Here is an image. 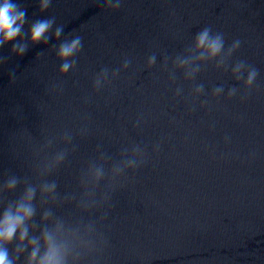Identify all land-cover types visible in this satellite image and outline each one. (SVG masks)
Listing matches in <instances>:
<instances>
[{
	"label": "clouds",
	"instance_id": "clouds-1",
	"mask_svg": "<svg viewBox=\"0 0 264 264\" xmlns=\"http://www.w3.org/2000/svg\"><path fill=\"white\" fill-rule=\"evenodd\" d=\"M52 0H36L39 12L45 13L51 6ZM121 6V0H107L104 7L106 9L117 10ZM28 25L27 33L25 26ZM56 25L54 16L46 19H37L29 23L27 19V10L22 7L16 0H0V48L11 44L10 54L18 57L23 56L30 46L37 44H48L49 40L55 38L60 41L64 26ZM55 26V28H54ZM54 29V30H53ZM25 35L27 40H25ZM241 47L239 39L234 40L226 47L224 33L214 31L212 26H205L198 30L191 43L186 47L187 54H177L172 63L177 68H185L187 70L184 75L186 79H194L196 73L200 71V63H213L217 68H223L228 71L231 67V75L236 81H242L245 90L242 99L247 98L248 92L253 86L259 75L258 69L248 64L245 60H237L234 64H230L234 53ZM83 48L82 37L75 35L73 38L67 37L59 43L52 45L50 50H55L56 57L61 62L59 71L61 74H67L76 66L75 57ZM42 53L38 54V57ZM8 57L0 56V64L7 61ZM169 57L165 56L164 64H168ZM156 63V54L153 53L147 59V67L151 68ZM131 60L125 59L124 68H128ZM246 73V76H245ZM119 70L113 72V76H117ZM108 69L104 68L98 73L94 80V88L99 90L102 83L107 80ZM172 80L176 79L175 72L171 74ZM12 77L14 79L15 72L13 70ZM110 83V81L108 82ZM182 88L176 89V95L182 93ZM225 89L224 86H215L212 89L211 96L219 98ZM240 92V89L233 86L228 89L227 98L231 99ZM205 94L203 84H197L190 95L193 99L199 98ZM208 103L201 101V106ZM139 123V121L137 122ZM84 132L85 130H81ZM65 139L71 141V136L65 133ZM159 149V144L155 146V150ZM66 153L58 152L55 156V165L61 164L65 160ZM102 158H106V154L102 153ZM145 162V150L139 145L132 146L131 150L124 149L121 161L112 165L114 178L125 174L129 169L135 170ZM92 174L95 181L99 183L105 175L103 164L93 163L91 165ZM22 185V191L15 199H9L8 194L16 192L18 186ZM122 186V185H120ZM57 183L55 181L44 182L42 184H33L27 177L21 178L16 175H10L3 183H0V264H79L82 254L75 250V247L67 239H60V235L64 232V224L57 220L53 227L41 224L35 221L37 215V194L40 193V203L46 202L49 196L55 197ZM110 197L105 196V201L109 204ZM51 210H46L42 214V221H48L52 217ZM107 215L105 212L100 220L102 221ZM90 232H95L99 237L103 246L108 241L102 232L96 228V224L88 225ZM39 230V235L36 231ZM11 248V250H10ZM104 247L101 249L103 251Z\"/></svg>",
	"mask_w": 264,
	"mask_h": 264
}]
</instances>
